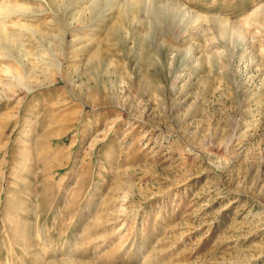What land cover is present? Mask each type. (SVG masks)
<instances>
[{
    "label": "rangeland",
    "instance_id": "1",
    "mask_svg": "<svg viewBox=\"0 0 264 264\" xmlns=\"http://www.w3.org/2000/svg\"><path fill=\"white\" fill-rule=\"evenodd\" d=\"M5 26L0 264H264V0H0Z\"/></svg>",
    "mask_w": 264,
    "mask_h": 264
},
{
    "label": "bare ground",
    "instance_id": "2",
    "mask_svg": "<svg viewBox=\"0 0 264 264\" xmlns=\"http://www.w3.org/2000/svg\"><path fill=\"white\" fill-rule=\"evenodd\" d=\"M48 3L51 1V3H52V0H46ZM142 1H144V0H135V3H137V4H139V3H141ZM94 3V2H93ZM50 5V4H49ZM7 6V5H6ZM96 7V6H95ZM90 9H92L93 7H89ZM89 9V10H90ZM10 10V9H9ZM9 10H7V11H4L3 12V14L6 16V17H8L9 15H10V11ZM63 19H64V15L62 16V18L60 19L61 20V23L60 24H63ZM65 22V21H64ZM50 23H45V22H42V21H40L38 24H37V27H38V31H45V30H47V31H50V29H52L53 28V26H52V24L51 25H49ZM3 25V24H2ZM16 25V24H15ZM64 25V24H63ZM6 26H8V25H6ZM6 26H5V28H1L0 27V30L2 29V31H5L4 29H7L6 28ZM55 26V25H54ZM2 27H4V26H2ZM57 27L58 28H61V26L60 25H57ZM56 29V28H55ZM1 31V32H2ZM8 31H9V29H8ZM33 31V30H32ZM6 33V32H5ZM32 33V32H31ZM38 33V32H37ZM9 35V36H8ZM35 35H37V34H35ZM3 36V35H2ZM4 36H6L7 38H6V41H12L13 42V40L15 41V39H13L12 37H11V35L10 34H6V35H4ZM4 38V37H3ZM2 38V39H3ZM32 40V39H31ZM3 41V40H2ZM5 42V41H4ZM16 42V41H15ZM33 42V41H32ZM37 42H39V44L40 45H46V44H49L48 46H50L51 47V45L50 44H53L54 45V42H55V39H53V37L51 38L50 37V35L49 34H45V33H42L41 32V34H40V38H39V40L37 41ZM11 43V42H10ZM8 44V43H7ZM9 45V44H8ZM25 45V44H24ZM39 45V46H40ZM52 45V46H53ZM42 47H44V46H42ZM45 49V48H44ZM20 52V51H19ZM27 52V51H26ZM56 56V55H55ZM63 57V56H62Z\"/></svg>",
    "mask_w": 264,
    "mask_h": 264
}]
</instances>
